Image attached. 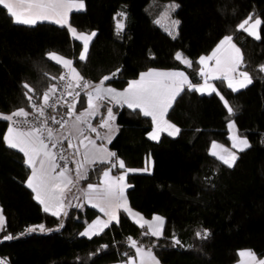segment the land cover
<instances>
[{"label":"trees","instance_id":"trees-1","mask_svg":"<svg viewBox=\"0 0 264 264\" xmlns=\"http://www.w3.org/2000/svg\"><path fill=\"white\" fill-rule=\"evenodd\" d=\"M167 1L180 5L173 13L181 21L175 39L154 23ZM83 2V9L69 14V22L77 32L96 33L85 61H79L81 43L67 27L48 21L34 26L16 24L0 6V113L21 107L32 111L23 95L24 82L36 90L37 101L50 84L58 83L51 77H59L63 67L48 59V52L72 59L73 66L93 83L119 69L114 79L105 82L116 88L151 67L183 70L192 83H198L202 79L198 57L209 53L224 35H233L253 83L232 92L225 82H214L236 109L231 119L250 147L236 150L238 160L232 168L209 154L213 141L230 146L227 110L216 94L202 95L185 88L166 113L181 131L176 136L163 133L159 141L146 136L152 126L150 118L138 114V109L116 104V131L107 146L129 169H143L147 162L149 172L127 173L126 196L144 217H164L163 235L159 239L142 236L146 229L121 211L118 224L114 222L89 239L79 233L98 210L87 205L69 207L68 215L60 219L43 212L24 183L29 168L23 154L8 149L2 141L7 122L0 120V207L6 217V227L0 230V259L7 264L120 262L127 259L124 253L134 254L127 237L145 245L155 243L153 251L162 264H232L241 248L264 259V73L257 71L264 65V24L259 29L260 40L236 30L249 14L264 20V0ZM121 11L127 18L124 31L117 36L116 19L121 18L116 14ZM178 51L193 62L191 68L175 59ZM108 165H89L85 181L97 182ZM61 222L63 227L55 230ZM41 223L53 231L19 235L27 226ZM200 229L209 231L206 240L195 236ZM9 234L17 238L4 240ZM173 234L183 246H173Z\"/></svg>","mask_w":264,"mask_h":264},{"label":"snow or ice","instance_id":"snow-or-ice-1","mask_svg":"<svg viewBox=\"0 0 264 264\" xmlns=\"http://www.w3.org/2000/svg\"><path fill=\"white\" fill-rule=\"evenodd\" d=\"M0 6L6 10V14L13 20V23L34 26L40 21H50L60 27H67L68 32L75 40L82 41L83 48L79 54V61H85L89 53V45L92 39L96 36L93 31L91 34L78 33L75 27H72L69 22V14L73 10H81L84 8L83 0H0ZM180 5L169 3L165 6L162 16L170 17ZM120 17L121 19H116ZM116 35L119 36L125 29L124 20L126 13L121 11L116 14ZM250 21H252L250 23ZM157 25L161 23L160 19L154 21ZM181 21L178 19L171 20V27L165 28L173 39L176 38ZM264 24L261 18H255L249 14L242 22L237 25V31H243L256 40L261 39L259 32L260 26ZM48 59L53 60L56 64L62 65L68 70L69 77L64 74L59 77H51L63 83V88H58V84H50L42 95V103H37L40 96L36 94V90L27 82L22 84L24 97L28 101V106L32 109L31 112L25 107L18 108L10 114L0 113V120L7 122L6 131L2 134V141L8 149L16 150L23 154L24 164L31 170L26 181V187L31 189L35 194L34 199L42 205V210L45 213H50L53 217L60 219L62 216L68 215L69 207L83 208L85 204L91 205L92 208L98 209L106 219L97 216L95 220L87 224L84 231L79 235L91 239L94 236L100 235L105 229L109 228L114 222L119 223V213L121 211L132 217L135 223L141 228L146 229L141 233L142 236H151L159 239L163 235L165 220L164 217L153 215L152 218L146 219L139 212H134L128 205L125 196L126 188L130 187L125 183V176L128 172H149V167L143 169H125L123 160L116 158V153L109 151L104 146H97L94 140L89 139L84 135L85 128L97 134L99 132L96 127H93L89 122V117H94L103 107V101L111 100L120 106L126 105L133 111L139 110L138 114H142L146 118H151L152 130L147 133L148 138L154 141H159L160 134L167 132L169 136H176L181 129L175 124L165 119V115L170 108L173 107L177 97L187 88L188 91H195L200 94H216L223 101L224 107L228 114V128L230 132L236 129L235 121L231 117L235 116L236 109L229 104V101L220 94L212 80H219L222 83L227 82V87L232 92H238L241 89L247 88L253 83V77L246 70L244 56L240 47L234 42L233 35H224L216 45L211 55L201 56L197 63L201 65L198 75L203 79L202 83H192L188 76L183 71H159L149 69L146 72L139 74L138 79H133L128 82L127 87L122 91L111 86H106L107 81L114 79L117 73L102 77L99 83H93L85 80L76 67L73 66L72 59L58 55L56 52L46 53ZM175 59L181 61L187 67L191 68L193 62L184 57L182 52L175 53ZM215 61V66L210 67L209 61ZM257 71L264 73V65L258 66ZM48 76V73L44 74ZM75 82V83H73ZM79 88L81 91H68V89ZM81 92L84 93L87 99V107L75 114L76 103H83L78 98L81 97ZM32 93L33 95H29ZM72 103H69L66 96H73ZM35 97V98H34ZM51 101V102H50ZM62 102V104H61ZM58 106H66V116L71 118L75 114V120L71 125V129L64 135H56L68 125V119H57L55 115H47V110L56 111ZM107 117L102 118L99 127L105 128L109 132L112 131L110 121H115L113 109H106ZM33 119H28L29 116ZM58 124L59 129L55 130L50 126ZM118 130V129H117ZM75 134L78 137H83L79 140V144L86 149L83 159L89 160L90 153L87 151L91 145V163L109 164L110 167L103 171L102 179L99 184L88 183L87 187L81 189L84 203L73 205L71 199H68L67 193L72 192L75 184L81 179H87V170L83 169V164L75 159L72 163L76 165L75 178L68 175L72 170L68 167V159L64 154L65 149L63 142L68 141V149H74L73 156H79V148L73 145L69 136ZM108 142H111V135L106 137ZM232 141V149L238 152H243L250 147L246 137H241L238 134L230 135ZM85 141H88L85 144ZM57 150V151H53ZM237 151H231L224 148L223 145L213 141L209 154L219 160L222 164L229 168L235 166L238 160ZM97 153L101 155H97ZM115 158V159H114ZM58 161H62L63 164ZM125 169L124 173L118 176H111L112 169ZM59 169V171H57ZM72 199L79 201L80 196L73 194ZM6 227V217L4 210L0 207V230ZM63 227V222L57 229ZM53 229L46 228L45 224L27 226L20 236L31 235L33 233L51 232ZM210 233L207 229H200L195 232L198 239L206 240ZM17 237L13 235H5L4 240H12ZM126 242L131 249H134V254L124 253L127 258L123 264H160L159 259L154 254L153 249L155 243L145 245L139 240L127 237ZM173 246H183L181 240L172 235ZM103 245L102 248H107ZM99 251V250H98ZM241 257V264H264V259L258 260L256 254L252 250H242L238 253ZM0 264H7L6 259H0Z\"/></svg>","mask_w":264,"mask_h":264},{"label":"crops","instance_id":"crops-1","mask_svg":"<svg viewBox=\"0 0 264 264\" xmlns=\"http://www.w3.org/2000/svg\"><path fill=\"white\" fill-rule=\"evenodd\" d=\"M74 11V10H73ZM255 19V18H254ZM253 19V20H254ZM48 22H50V21H48ZM252 21H250V23H251ZM73 27V26H72ZM93 32V31H92ZM92 32H90V33H85V32H82V33H85V34H91ZM78 33H81V32H78ZM71 35V34H70ZM72 37V36H71ZM223 38V37H222ZM221 38V39H222ZM220 39V40H221ZM219 40V41H220ZM219 41L216 43V45L219 43ZM80 43H81V49H80V52L82 51V48H83V44H82V41H80ZM216 45L214 46V48L209 52V53H207V54H204V55H201V56H207V55H211V53H212V51L215 49V47H216ZM80 52H79V54H80ZM59 55V54H58ZM201 56H199L198 57V60H199V58L201 57ZM66 58V57H65ZM66 59H69V58H66ZM209 63V66L210 67H214L215 66V61L213 60V61H209L208 62ZM63 67V66H62ZM200 67H201V65H199V69H200ZM149 69H156V70H159V71H172V70H177V71H183V70H180V69H174V68H148V69H145L144 71H142V72H146V71H148ZM63 70H67V69H65V68H63ZM184 72V71H183ZM186 74V73H185ZM139 77H137V78H133V79H138ZM133 79H129L128 80V82L129 81H131V80H133ZM215 80H212V81H210L211 83H213V84H215V82H214ZM128 82L126 83V85L125 86H123L122 88H116V87H114V86H112V85H110V84H107L106 83V86H111V87H113V88H115V89H117V90H120V91H122L124 88H126L127 87V84H128ZM203 82V79H201V81L200 82H198V83H202ZM225 83H226V85H227V82L226 81H224ZM74 83V82H73ZM99 83V82H98ZM95 84V83H94ZM79 100H82L83 101V103H79V102H77L76 103V107H75V111L76 110H78V109H80L81 107H86L87 106V99H86V96L84 95V93L82 94V96H81V98L79 99ZM38 103H41V100L40 101H38ZM78 103H79V106H78ZM126 106V105H125ZM31 112V111H30ZM10 114V113H9ZM114 114V113H113ZM107 115V112H106V110L103 108V107H101L100 108V110H99V113L97 114V115H95L94 117H91V118H93V120H94V122L96 123V124H100V122H101V120H102V118H105V116ZM151 119V118H150ZM165 119L166 120H168L167 119V117H166V115H165ZM169 122H171L170 120H168ZM70 122H72L71 120H70ZM172 123V122H171ZM110 124H111V128H112V131L111 132H109L107 129H105V128H103L104 130H103V133H102V136H101V140H103V138L105 139V141H106V143L104 144V143H96V145L97 146H104V147H106L108 150H109V148H108V146H107V144H108V139L106 138L108 135H111V137L114 135V133H115V131H116V126H115V123H114V121H110ZM174 124V123H173ZM152 130V126H151V128H150V130L148 131V132H150ZM147 132V133H148ZM105 133L107 134V135H105ZM163 133H165V134H167V132H162L161 134H163ZM161 134H160V136H161ZM84 135H89V136H91L90 134H88V133H84ZM168 135V134H167ZM146 136L148 137V135L146 134ZM92 137V136H91ZM151 140V139H150ZM67 140H65L64 142H66ZM152 141H154V140H152ZM87 143H88V141H87ZM87 143H85V144H87ZM89 146H91V145H89ZM64 147V146H63ZM64 149H65V147H64ZM85 149V148H84ZM83 149V150H84ZM66 151H65V154H66V156L68 157V167H69V169H71L72 171L70 172V173H68V175H70V176H72L73 178H75V168H76V165L74 164V163H72V160L73 159H75L77 162H79V163H82L83 164V169H86L87 170V168H88V166L89 165H91V164H86L84 161H83V159L81 158V156L79 155V157L80 158H78L77 156H73V152L75 151L74 149H68L67 148V146H66V149H65ZM235 150V149H234ZM110 151V150H109ZM236 151V150H235ZM117 158V157H116ZM25 159V158H24ZM115 159V158H114ZM118 159H120V158H118ZM61 164H63V162H61ZM110 167V165H108L107 167H105L103 170H102V172H101V174H100V177H99V179H98V181L97 182H92V181H88V180H86L85 181V179H81V180H79L78 181V183H76L75 184V187L73 188V190H72V192H70V193H67V196H68V199H71V203L73 204V205H75V204H77V203H81V204H83L84 203V201H83V197H82V192L80 191L81 189H84V188H86L87 187V184L88 183H92V184H99L100 183V181H101V179H102V173H103V171L104 170H106V169H108ZM117 168H119L118 166H117ZM125 169H129V168H127V167H125ZM125 169H118V170H116V168H115V170L114 169H112V171H111V173H110V175L111 176H113V177H115V176H118V175H120V174H122V173H124V171H125ZM30 169H29V174H30ZM57 171H59V169H57ZM28 174V175H29ZM28 175H27V177H28ZM27 177H26V179H27ZM125 183L128 185V182H127V179H126V176H125ZM127 189V188H126ZM31 190V189H30ZM32 194H33V196L35 195L33 192H32ZM73 194H75L76 196H80L81 197V199L79 200V201H77V200H75V199H72V196H73ZM125 196H126V190H125ZM126 198H127V196H126ZM127 201H128V199H127ZM85 205H87V204H85ZM128 205H129V202H128ZM87 206H90L91 207V205H87ZM41 207H42V205H41ZM129 207L134 211V212H138V211H136L135 209H133L130 205H129ZM98 210V209H97ZM98 212H99V210H98ZM141 214V213H140ZM128 215V214H127ZM142 215V214H141ZM153 215H158V214H153ZM153 215H151L150 217H145L146 219H151L152 218V216ZM97 216H100L102 219H106V217H104L103 216V214L102 213H100L99 212V214L97 215ZM97 216L96 217H94L92 220H90V221H88L87 223H86V225L84 226V228L81 230V232L82 231H84V229L87 227V224L88 223H91L93 220H95L96 218H97ZM160 216V215H159ZM130 217V216H129ZM133 221H134V219L132 218V217H130ZM135 222V221H134ZM242 250H251V249H249V248H241V249H239L238 250V253L240 252V251H242ZM257 256V255H256ZM257 259L258 260H261V259H263L262 257H258L257 256ZM123 262L124 261H120V262H111V263H106V264H123ZM160 264H162L161 262H160ZM232 264H241V257L238 255L237 256V259L232 263Z\"/></svg>","mask_w":264,"mask_h":264},{"label":"rangeland","instance_id":"rangeland-1","mask_svg":"<svg viewBox=\"0 0 264 264\" xmlns=\"http://www.w3.org/2000/svg\"><path fill=\"white\" fill-rule=\"evenodd\" d=\"M169 3H174V2H173V1H167V2H164V4H163V9H162V11L160 12V14H159L158 17H157V19H160V20H161L160 25L163 27L164 30H165V28H170V27H171V20H172V19H176V17H175L173 14H172L170 17H168V18H165V17L162 16V13H163L164 10H165V6L168 5ZM237 46H238V45H237ZM238 47H239V46H238ZM86 107H87V106H86ZM86 107H81L80 109L76 110V111H75V114H78L79 112L83 111ZM113 113H114V112H113ZM75 114H74L71 118H69V117L66 118V119H68V125L65 127V129H62V130H60L59 132H55V130L59 129V127H58L57 129H54V132H55L56 135H64V134H66V133L71 129V125H72L73 121L75 120ZM106 117H107V115L105 116V118H106ZM90 118H91V117H89L88 119H90ZM70 120H71L72 122H70ZM109 123H110V122H109ZM227 128H228V127H227ZM234 134H238L237 130L235 129L233 132H230V131H229V128H228V137H229L230 135H234ZM105 135H107V134L105 133ZM238 135H240V134H238ZM86 136H88L89 139L94 140L95 143H104V144L106 143V141H105L104 138H103V140H97L96 138L91 137V136H89V135H86ZM240 136H241V135H240ZM241 137H244V136H241ZM82 138H83V137H78V136H76L75 134L69 136V139L71 140L72 144L78 146L80 156H81V158L83 159V157H84V153H85L86 149H84L85 147H84L83 145H80V144H79V140L82 139ZM229 140H230V139H229ZM216 142H217V141H216ZM85 143H87V141H85ZM217 143L220 144V145H223L224 148H227V149H229V150H231V151H235V150H236V149H235V150L232 149V147H231V145H232V141H231V140H230V146H226V145H224V144H222V143H220V142H217ZM211 144H212V143H211ZM63 146L65 147V149H66V146H67V148H68V141L63 142ZM210 148H211V145H210ZM83 149H84V150H83ZM87 151H89V153H90L89 160H88V161H85V160L83 159V161H84L86 164H91V152L93 151L92 148H91V146L88 147ZM97 155H101V154L97 153ZM77 157L80 158L79 156H77ZM67 159H68V157H67Z\"/></svg>","mask_w":264,"mask_h":264},{"label":"built area","instance_id":"built-area-1","mask_svg":"<svg viewBox=\"0 0 264 264\" xmlns=\"http://www.w3.org/2000/svg\"><path fill=\"white\" fill-rule=\"evenodd\" d=\"M61 74H64L66 76V78L69 77V73H68V70H63ZM86 80V79H85ZM63 83L64 82H59L57 83L58 84V88L62 89L63 88ZM75 83V82H74ZM68 91H73V93H75L76 91H81V89L79 88H74V89H68ZM83 94V92H81V95ZM69 103H72L73 102V99H74V95L73 96H66L65 97ZM79 99V98H78ZM42 98H41V103H42ZM51 102V101H50ZM38 103V101H37ZM103 103V108L106 110L108 107H111L112 109L114 108V106L116 105V103L114 101H111L110 99L109 100H106V101H103L101 102ZM62 104V102H61ZM66 112H67V107L66 106H58L56 111L53 112L51 109H48L47 110V115H55L57 119H61L62 117L64 119L67 118L66 116ZM28 119H33V117L30 115L28 117ZM89 122L91 123V125L93 127H96L98 132H99V138H97V134L96 133H93L91 132L89 129L85 128V132L84 133H88L90 134L92 137L96 138L97 140H101V136H102V133H103V128H100L98 124H96L93 120V118H90L89 119ZM49 124L50 126L53 128V129H57L59 127L58 124H52L51 121H49ZM54 152L57 151V150H53ZM65 154V153H64ZM66 155V154H65ZM59 163H61L62 161H58Z\"/></svg>","mask_w":264,"mask_h":264}]
</instances>
